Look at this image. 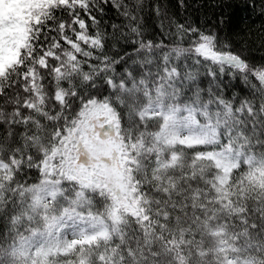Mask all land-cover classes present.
Listing matches in <instances>:
<instances>
[{"label":"snow or ice","instance_id":"1","mask_svg":"<svg viewBox=\"0 0 264 264\" xmlns=\"http://www.w3.org/2000/svg\"><path fill=\"white\" fill-rule=\"evenodd\" d=\"M144 7L0 0V264H264V63Z\"/></svg>","mask_w":264,"mask_h":264},{"label":"trees","instance_id":"2","mask_svg":"<svg viewBox=\"0 0 264 264\" xmlns=\"http://www.w3.org/2000/svg\"><path fill=\"white\" fill-rule=\"evenodd\" d=\"M145 7L140 16L143 18L140 23L144 36L147 39L161 40L165 43H174L168 31L162 33L160 28L163 14L165 28H168L169 21L190 24L207 32L215 31L222 39L229 41L234 51L244 49V55L256 64L264 63V0H144ZM161 9V16H157L155 9ZM105 15L102 23L108 25L109 38L106 41V50L110 54L116 51L132 52L134 45L125 43L121 32H113L110 25L126 23L120 17L116 9L111 5H105ZM223 21V23H221ZM174 31V26L173 29ZM187 43V42H185ZM199 79L202 86L206 87L208 78L201 69ZM224 94H246L247 88L242 81L233 80L230 76L223 78Z\"/></svg>","mask_w":264,"mask_h":264}]
</instances>
